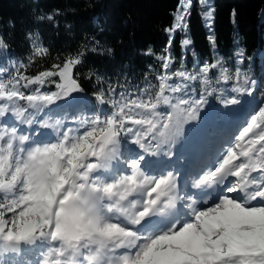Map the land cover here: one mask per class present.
Masks as SVG:
<instances>
[{"label": "snow or ice", "instance_id": "1", "mask_svg": "<svg viewBox=\"0 0 264 264\" xmlns=\"http://www.w3.org/2000/svg\"><path fill=\"white\" fill-rule=\"evenodd\" d=\"M193 6L179 0L164 28L158 88L124 91L90 68L93 103L74 71L84 50L0 78V264H264V92L258 100L257 82L236 68L238 95L214 109L212 77L233 78L220 59L173 70L174 37L192 44ZM203 16L215 48L213 11ZM28 38L34 56L48 54ZM10 50L0 35L5 72Z\"/></svg>", "mask_w": 264, "mask_h": 264}, {"label": "trees", "instance_id": "2", "mask_svg": "<svg viewBox=\"0 0 264 264\" xmlns=\"http://www.w3.org/2000/svg\"><path fill=\"white\" fill-rule=\"evenodd\" d=\"M178 2L0 0V35L11 44L10 53L5 54L3 60V67L8 72L0 68V78L15 74L17 70L25 75H36L51 69L54 63L62 64L70 53L84 50L85 63L74 71L80 72V82L93 103L92 94L98 90L99 84L93 87L97 83L95 79H85L90 68H95L114 85H125L124 91L148 83L158 88L156 77L164 70L156 56L163 54L168 40L164 28L173 22ZM192 3L188 31L192 44L182 48V35L174 37L173 70L180 68L182 62L184 68L195 72L205 61L220 59L233 78L227 83H216L212 77V86L217 91L208 97L210 101L220 106L222 99L236 95L232 88L242 83L235 78L236 68L257 82L255 95L261 96L264 92V0H204L203 4L192 0ZM210 9L213 11L211 33L216 39L215 48L210 45L209 28L203 16ZM48 15L53 16L52 21L47 20ZM37 17L44 19L37 20ZM29 33L39 36L37 44L48 50L47 55H33L35 47L28 38ZM97 40L99 45L95 44ZM94 46L96 52L91 51ZM148 48L153 49L152 56L143 55ZM102 49L103 55L100 54ZM107 49L112 50L111 54ZM239 49L245 52L242 60L236 55ZM212 71L219 74V69ZM199 88L202 90L203 85ZM42 90L55 91L54 84H48ZM58 115L53 113L52 119Z\"/></svg>", "mask_w": 264, "mask_h": 264}, {"label": "rangeland", "instance_id": "3", "mask_svg": "<svg viewBox=\"0 0 264 264\" xmlns=\"http://www.w3.org/2000/svg\"><path fill=\"white\" fill-rule=\"evenodd\" d=\"M262 55V54H261ZM261 55H259L258 57H260L261 58ZM236 95H238L237 93H235ZM256 98L259 100L260 98H261V96H256ZM244 99H247V97H244ZM208 101H209V105H211L214 109H224V105L223 104H221L220 106L219 105H216V104H214L212 101H210L209 99H208ZM207 107V106H206ZM230 108L232 107V106H229ZM41 115H43L42 113H41ZM69 115V114H68ZM78 115V114H77ZM79 115H82V116H86L87 114L86 113H79ZM190 124V123H189ZM213 131H215V129H213Z\"/></svg>", "mask_w": 264, "mask_h": 264}, {"label": "bare ground", "instance_id": "4", "mask_svg": "<svg viewBox=\"0 0 264 264\" xmlns=\"http://www.w3.org/2000/svg\"><path fill=\"white\" fill-rule=\"evenodd\" d=\"M232 107H234V106H232ZM190 124H186L184 127H185V129H188V128H190L191 127V125L193 124V123H199V121H196V122H189Z\"/></svg>", "mask_w": 264, "mask_h": 264}]
</instances>
